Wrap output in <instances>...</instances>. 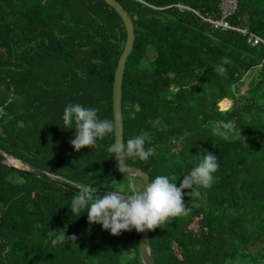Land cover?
Returning <instances> with one entry per match:
<instances>
[{"label":"trees","instance_id":"1","mask_svg":"<svg viewBox=\"0 0 264 264\" xmlns=\"http://www.w3.org/2000/svg\"><path fill=\"white\" fill-rule=\"evenodd\" d=\"M117 1L135 31L122 82L123 142L144 135L145 148L153 149L147 161L126 164L150 181L164 175L177 186L206 151L220 165L198 199L184 197L188 215L150 231L155 264H264V43L213 31L176 6L214 14L218 0ZM229 21L264 42V0H239ZM125 40L120 17L102 0H0V151L75 186L132 195L139 182L143 191L107 151L114 134L97 141L101 148L75 151V129L62 119L70 103L113 119L112 85ZM223 57L231 62L218 73ZM228 100L231 107L221 111L218 104ZM157 118L165 129L153 127ZM220 121H234L235 132L215 134ZM75 195L0 166V264H142L139 233L113 236L90 225L86 209L72 213ZM61 229L77 239L53 245L48 233Z\"/></svg>","mask_w":264,"mask_h":264},{"label":"clouds","instance_id":"2","mask_svg":"<svg viewBox=\"0 0 264 264\" xmlns=\"http://www.w3.org/2000/svg\"><path fill=\"white\" fill-rule=\"evenodd\" d=\"M230 62L228 57H223L221 65L216 66L215 70L218 73L226 72L227 69L223 65ZM62 119L65 128L75 129L74 138L70 141L75 151L85 147L101 148L103 145L97 141L105 139L109 134H115L117 130V120L100 119L98 109L86 108L79 103L68 104L64 108ZM152 124L153 127L159 125V130L167 127L161 123L160 118L155 119ZM221 128L227 131H221ZM214 132L227 136L228 132H235V122L220 121ZM107 151L117 161V168L122 174H125V161L128 158L147 161L153 155L151 147L145 148L144 135L128 139L126 144L116 138ZM219 167L217 155L206 151L201 154L200 162L183 177L179 186L164 175L156 176L145 185L143 191L132 195H124L118 190L97 195L98 189L91 185H78L79 191H76L71 200V211L80 217L81 212L86 209L88 223L102 225L103 230L110 231L113 236L133 229L137 233H144L146 230L160 227L172 217L188 215L191 209L186 206L184 197L198 199L201 195L199 188H210L215 183L214 173ZM65 233L63 229L55 232L50 230L48 236H54L51 239L53 245L77 239L75 235L66 237Z\"/></svg>","mask_w":264,"mask_h":264},{"label":"water","instance_id":"3","mask_svg":"<svg viewBox=\"0 0 264 264\" xmlns=\"http://www.w3.org/2000/svg\"><path fill=\"white\" fill-rule=\"evenodd\" d=\"M102 1L105 4H107L109 7H111L120 17L126 33L124 48L117 62V66L114 72L113 85H112V112H113V119L117 120V130L114 134V141L117 138L119 141L123 142L122 82H123V74H124L127 58L133 50L135 31H134L133 21L130 15L125 11V9L117 0H102ZM116 165H117V161H116ZM0 166H7L8 168L13 169L15 171L24 174H29L31 176L39 177L48 182L61 186L65 189L71 190L75 193L76 191H79L77 189V186L70 184L69 182L57 176H53L48 173H43L38 168L34 166H30L27 162L15 158L11 155L5 154L2 151H0ZM119 173L125 178H130V177L138 178L143 184V189L145 185L148 182H150L149 176L145 172L134 166H130L126 164L125 174H122L120 171ZM105 192L106 191H97L96 194L102 195ZM150 231L151 230H146L144 233H139L137 240L138 253L142 264H155L153 258V252L149 244Z\"/></svg>","mask_w":264,"mask_h":264},{"label":"built area","instance_id":"4","mask_svg":"<svg viewBox=\"0 0 264 264\" xmlns=\"http://www.w3.org/2000/svg\"><path fill=\"white\" fill-rule=\"evenodd\" d=\"M239 0H218V13L217 16H210L207 14H201L198 10L192 9L187 5H176L181 10H187L193 12L202 21L206 22L211 30L213 31H231L239 33L247 37V42L253 43H264L261 38L250 32L245 27H237L231 24L229 18L236 14L238 10ZM3 114V107H0V116Z\"/></svg>","mask_w":264,"mask_h":264},{"label":"rangeland","instance_id":"5","mask_svg":"<svg viewBox=\"0 0 264 264\" xmlns=\"http://www.w3.org/2000/svg\"><path fill=\"white\" fill-rule=\"evenodd\" d=\"M237 27H240V26H237ZM259 74V70L258 69H255L253 70L252 72H250L247 76H245L242 80V86L240 87V94H244L248 88H249V83L252 79L256 78L257 75ZM227 104L226 106H220V104H218V107L221 111H225V110H228L231 105H232V102L229 103L228 101H225ZM223 102V103H225ZM230 104V105H229ZM130 185H133V183L131 182ZM136 186V187H135ZM134 188L136 191H141V184L139 182H137V185H135ZM132 187V186H131ZM225 264H235V262H227Z\"/></svg>","mask_w":264,"mask_h":264},{"label":"crops","instance_id":"6","mask_svg":"<svg viewBox=\"0 0 264 264\" xmlns=\"http://www.w3.org/2000/svg\"><path fill=\"white\" fill-rule=\"evenodd\" d=\"M200 12V11H199ZM213 12L211 13H201V14H207V15H210V16H217V13H218V6H216V11L214 14H212Z\"/></svg>","mask_w":264,"mask_h":264},{"label":"bare ground","instance_id":"7","mask_svg":"<svg viewBox=\"0 0 264 264\" xmlns=\"http://www.w3.org/2000/svg\"><path fill=\"white\" fill-rule=\"evenodd\" d=\"M229 101V100H228ZM229 103H231L230 101H229ZM230 105V104H229Z\"/></svg>","mask_w":264,"mask_h":264}]
</instances>
